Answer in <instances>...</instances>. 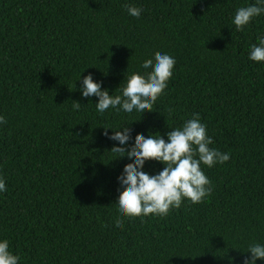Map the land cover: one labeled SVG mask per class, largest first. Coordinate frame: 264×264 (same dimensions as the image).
Returning <instances> with one entry per match:
<instances>
[{"label":"trees","instance_id":"16d2710c","mask_svg":"<svg viewBox=\"0 0 264 264\" xmlns=\"http://www.w3.org/2000/svg\"><path fill=\"white\" fill-rule=\"evenodd\" d=\"M253 3L0 0V238L21 264H243L250 244H264V63L248 59L264 15L242 32L232 23ZM127 5L142 8L141 17ZM157 53L177 63L145 117L102 115L98 97L82 96L89 74L120 94ZM197 113L210 147L231 153L226 164L202 166L211 196L117 229L119 178L132 162L110 152L117 142L104 127L129 125L134 147L149 133L167 140L170 127ZM163 168L149 161L144 170Z\"/></svg>","mask_w":264,"mask_h":264},{"label":"clouds","instance_id":"9594fccd","mask_svg":"<svg viewBox=\"0 0 264 264\" xmlns=\"http://www.w3.org/2000/svg\"><path fill=\"white\" fill-rule=\"evenodd\" d=\"M126 8L130 16L141 17L142 8L131 5ZM261 15H264V0H255L251 5L237 9L232 23L237 31L242 32ZM248 59L264 63V33L257 34V43L251 46ZM176 63L173 56L157 53L154 59L143 62L144 74L133 73L126 77L123 87L118 88L120 94H110L92 74L83 78L80 91L84 98L98 97L96 111L102 115L115 110L145 117L146 113L154 111V105L166 93L174 77ZM80 107V102H74L75 111ZM6 123L5 117L0 115V126ZM170 128L167 140L161 133H149L148 136H137L134 147H129L133 143L129 125L119 130L104 127V134L117 142L110 152L118 154L117 158H127L132 162L125 166L119 178L121 191L117 204L120 220L116 223L117 229H123L125 219L166 217L186 201L203 203L211 196L213 185L202 166L213 168L231 159L230 152L210 147L214 144L213 137L208 134L207 125L201 122L198 113L182 126ZM108 129L115 131L109 136ZM149 161L163 164V170L156 174L146 172L145 165ZM5 192L7 183L0 175V194ZM245 253L251 255L245 257L243 264H257L258 260H264V244H250ZM0 264H21V257L12 251L6 238H0Z\"/></svg>","mask_w":264,"mask_h":264}]
</instances>
